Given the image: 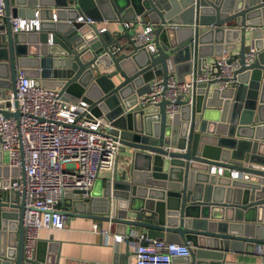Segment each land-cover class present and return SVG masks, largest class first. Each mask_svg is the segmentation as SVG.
<instances>
[{
	"label": "water",
	"instance_id": "1",
	"mask_svg": "<svg viewBox=\"0 0 264 264\" xmlns=\"http://www.w3.org/2000/svg\"><path fill=\"white\" fill-rule=\"evenodd\" d=\"M3 2L7 26L9 16L33 17L36 10L40 21L38 30L0 34V112L18 117L21 72L56 87L65 99H85L89 111L119 128L121 145L131 148L124 168L117 173L116 164L100 192L92 186L87 197L79 189L64 193V213L112 223L122 234L140 227L149 237L188 243L190 254L173 259L183 264H237L225 261L227 252L264 256V0ZM103 19L118 21L120 30H100L96 23ZM148 23L152 38L136 45L132 31ZM245 33L255 55L248 65L242 63ZM234 42L237 53L226 61L236 58L239 66L225 89L218 90L214 78L198 83L191 104L175 99L171 117L166 99L138 104L154 77L165 83L168 74L183 80L192 70L217 75L216 57ZM25 53L37 56L34 72L19 61ZM209 55L215 57L207 62ZM9 94L14 111L5 109ZM16 175L0 159V264L22 260L24 201L23 190L11 186ZM96 196L105 208L90 214ZM35 254L38 261L59 264L47 239H39Z\"/></svg>",
	"mask_w": 264,
	"mask_h": 264
},
{
	"label": "built area",
	"instance_id": "2",
	"mask_svg": "<svg viewBox=\"0 0 264 264\" xmlns=\"http://www.w3.org/2000/svg\"><path fill=\"white\" fill-rule=\"evenodd\" d=\"M3 4V0H0V34H5L8 28L12 33L39 29L38 10L31 18L9 16L7 26ZM52 17L55 18L54 13ZM76 19L82 20V16ZM86 20L91 21L87 16ZM123 24L129 26L131 21H124ZM138 26L131 35L136 45L152 38L151 24ZM242 55L243 65H248L255 57L251 46L244 47ZM227 58V55H220L216 59L217 75L210 69L199 73L192 70L183 80L168 74L165 83L161 76L154 77L149 81V90L140 95L138 104L153 105L166 99L165 110L171 117L178 109L175 99L187 98L191 104L193 90L198 83L214 78V86L222 90L234 81L233 71L239 65L236 58L229 62ZM15 97L18 117L5 116L0 112V150L7 152V165L17 169L11 186L19 192L23 190L21 264H47L36 259L39 230L64 228L68 218L59 206L63 194L79 189L82 191L81 197H87L100 171L113 172L121 147V130L103 116L92 114L85 99H65L56 88L36 83L35 79L21 72L16 75ZM7 100L9 103L5 109L14 111L11 94ZM230 176L235 178L237 174L231 171ZM93 229L97 230L96 225ZM99 233L107 244L110 231L99 230ZM123 237L113 234L112 238L118 242ZM136 238L134 264H173L174 258L190 254V244L183 241L153 238L145 232L137 233ZM259 253L258 248L256 254ZM258 258L257 264H264V256Z\"/></svg>",
	"mask_w": 264,
	"mask_h": 264
},
{
	"label": "crops",
	"instance_id": "3",
	"mask_svg": "<svg viewBox=\"0 0 264 264\" xmlns=\"http://www.w3.org/2000/svg\"><path fill=\"white\" fill-rule=\"evenodd\" d=\"M12 3L13 0H10V5H12ZM22 17L31 18L27 16ZM96 24L99 28L106 27L110 31L120 30L121 27V24L115 20L103 19V21L97 22ZM229 25L233 27V22H230ZM137 28L135 30H137ZM121 42H123V39H121ZM250 42V38H248L247 33H245L244 47L250 46ZM232 45H234L233 48L222 53L223 56L237 53L238 42H234ZM30 51L34 52V47L30 48ZM19 57V61L23 66H26L28 71L34 72V70L37 69L35 67V64L38 63L37 56L25 53ZM214 57L213 55L207 56V62L212 61ZM217 58L218 57H216V59ZM184 75L185 79L189 76L187 74ZM120 146L116 157L117 173H120L128 162L131 151V148L128 146ZM0 151L1 165L7 164V152L4 150ZM110 174L108 170H102L98 173L96 178L98 180H96L93 185L96 192H100V190L105 187L104 178ZM95 200L94 206L88 210L90 214H100L105 208V203L100 196H96ZM59 206L62 207V201L59 203ZM67 218L64 228L56 230L41 228L38 233L39 239H47L51 250L59 254V264H123L127 251L129 252L127 264H134V248L137 241L136 234L144 232L142 228L131 227L128 232L122 234L114 229L112 223L100 221L93 217L90 218L84 215L73 214L67 215ZM94 225H96L97 230L93 229ZM99 230L110 231V240L107 244L104 243L103 235L99 233ZM113 234H121L124 237L121 241L115 242L112 238ZM249 249L250 248H248V250ZM225 261H231L237 264H257L259 258L254 253L247 252V254H237L227 252L225 254ZM174 262L175 264H183L184 261L179 258L175 259Z\"/></svg>",
	"mask_w": 264,
	"mask_h": 264
}]
</instances>
